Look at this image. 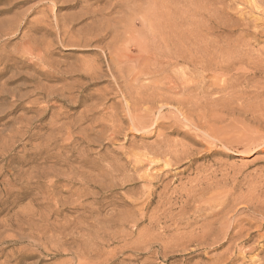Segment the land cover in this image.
<instances>
[{
	"label": "rangeland",
	"instance_id": "rangeland-1",
	"mask_svg": "<svg viewBox=\"0 0 264 264\" xmlns=\"http://www.w3.org/2000/svg\"><path fill=\"white\" fill-rule=\"evenodd\" d=\"M0 264H264V0H0Z\"/></svg>",
	"mask_w": 264,
	"mask_h": 264
},
{
	"label": "bare ground",
	"instance_id": "bare-ground-1",
	"mask_svg": "<svg viewBox=\"0 0 264 264\" xmlns=\"http://www.w3.org/2000/svg\"><path fill=\"white\" fill-rule=\"evenodd\" d=\"M134 4V3H133ZM142 4V3H141ZM135 6V5H134ZM139 6V3L137 4V6L136 7H138ZM144 7V6H143ZM140 8H141V6H140ZM139 8V9H140ZM146 8V7H145ZM137 9V8H136ZM142 10H143V8H142ZM136 12H138L137 10H136ZM139 13H140V22L142 23V24H144V21H146L147 20V15L145 14V13H142L141 12V10L139 11ZM43 16V15H42ZM152 19V18H151ZM155 20V19H154ZM37 22V21H36ZM158 22V21H157ZM164 23V22H163ZM136 24V23H135ZM159 25V24H158ZM160 25H161V22H160ZM150 26V25H149ZM163 28V27H162ZM146 29V28H145ZM148 30V29H147ZM126 31H128V30H126ZM156 31V30H155ZM129 32V31H128ZM158 33V32H157ZM160 34V33H159ZM125 36V35H124ZM105 38V35H102L101 33H99V32H95V33H89L88 35H86L85 36V38H80L81 40L79 41V42H85L86 44L87 43H93V42H102L103 41V39ZM126 39V38H125ZM78 40H79V38H78ZM107 40V39H106ZM123 40H124V38H123ZM77 42V41H76ZM78 43V42H77ZM78 44H80V43H78ZM108 46H110V45H108ZM125 46V45H124ZM126 47H127V45H126ZM126 49V48H125ZM118 53V52H117ZM118 54H120V53H118ZM116 57L114 58V59H116L117 60V56L118 55H115ZM120 56V55H119ZM118 56V57H119ZM121 57V56H120ZM119 57V58H120ZM109 58H111V62L112 63H114V62H116V61H114V59L111 57V55L109 56ZM123 61V60H122ZM121 68V67H120ZM119 68V69H120ZM121 71V70H120ZM143 71V70H142ZM144 72V71H143ZM120 74V73H119ZM144 74H145V72H144ZM146 75V74H145ZM122 76V75H121Z\"/></svg>",
	"mask_w": 264,
	"mask_h": 264
}]
</instances>
